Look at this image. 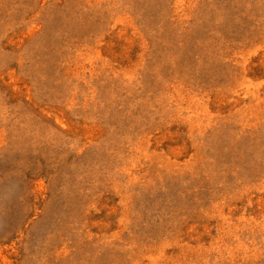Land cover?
Masks as SVG:
<instances>
[{
	"label": "rangeland",
	"instance_id": "obj_1",
	"mask_svg": "<svg viewBox=\"0 0 264 264\" xmlns=\"http://www.w3.org/2000/svg\"><path fill=\"white\" fill-rule=\"evenodd\" d=\"M0 264H264V0H0Z\"/></svg>",
	"mask_w": 264,
	"mask_h": 264
}]
</instances>
